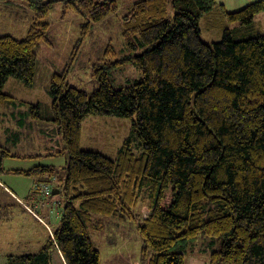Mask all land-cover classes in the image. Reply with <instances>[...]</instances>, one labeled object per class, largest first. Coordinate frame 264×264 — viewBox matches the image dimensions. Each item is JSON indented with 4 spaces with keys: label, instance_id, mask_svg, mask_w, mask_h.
Returning a JSON list of instances; mask_svg holds the SVG:
<instances>
[{
    "label": "trees",
    "instance_id": "16d2710c",
    "mask_svg": "<svg viewBox=\"0 0 264 264\" xmlns=\"http://www.w3.org/2000/svg\"><path fill=\"white\" fill-rule=\"evenodd\" d=\"M58 1L85 17L84 36L94 21L119 9L118 0H28L35 16L26 36H0V106L16 99L3 91L10 77L35 84L37 47L49 41L46 19ZM169 2L176 7L172 17ZM215 4L136 0L122 16L128 54L112 59L113 46L106 48L93 73L100 81L94 91L71 86L68 68L54 73L53 119L64 144L36 156L65 157L62 223L39 250L10 253L6 264H53L57 247L63 264H100L89 229L102 231L104 222L93 214L134 220L143 264H186V251L199 235L220 242L212 264H264V34L237 39L224 27L221 40H204L200 17ZM262 11L264 0H256L221 13L245 26ZM129 62L137 65L140 79L114 88L109 74ZM109 113L131 119L139 155L131 137L115 158L81 148L86 116ZM31 115L43 118L40 104L31 103ZM59 169L41 163L11 171L34 176L36 194L40 183L51 187L59 179ZM147 191L148 216L139 221L134 210Z\"/></svg>",
    "mask_w": 264,
    "mask_h": 264
},
{
    "label": "rangeland",
    "instance_id": "374dc122",
    "mask_svg": "<svg viewBox=\"0 0 264 264\" xmlns=\"http://www.w3.org/2000/svg\"><path fill=\"white\" fill-rule=\"evenodd\" d=\"M11 1L5 7L0 5V36L10 34L24 38L30 25L34 23L35 11L27 6L28 4H23L26 0ZM134 1L136 0H118V11L107 15L104 20L94 21L90 33L85 36L82 32L85 17L78 16L72 10H66L63 1L54 2L52 11L46 19L51 23L48 32L49 41L43 40L37 47L35 84L32 86L10 77L3 86V91L16 99L14 102L0 106V165L4 168V171L0 172V179L8 182L12 190L27 203L31 202L26 196L31 190L34 176L13 173L11 169H28L41 163H55L61 169L58 172L59 179L52 183L53 187H57V184L61 186L66 175L61 156L53 159L36 156L41 152L46 153L47 149L52 147L62 148L64 144L59 126L53 119L55 115L50 91L51 77L54 73H61L68 68L67 79L71 86L74 85L88 92L94 91L100 81L93 73L96 65L103 62L101 60L105 56L106 48L109 45L113 46L116 56H112V59L128 54L123 40L122 16L132 8ZM254 1L256 0H214L216 4L212 9L201 14V37L208 42L221 40L224 27L230 28L232 36L237 39L255 37L258 32L264 34V11L256 14L252 23L245 26L238 21L228 22L221 13L223 9L230 12L239 10ZM27 2L28 0L25 3ZM168 5V16L172 17L176 7L170 2ZM64 11L66 13L62 16ZM77 46L76 52L72 54ZM140 75L137 65L129 62L113 70L109 77L113 87L120 89L140 79ZM31 103L40 104L43 118L37 119L31 115ZM82 125L81 148L83 149L100 150L110 158H115L124 140L131 137L133 151L137 155L142 152V147L132 135L133 123L129 117L115 113L91 114L86 116ZM3 150H10L13 154H4ZM18 153L30 156L16 157ZM1 195L0 256L10 253H34L45 244L49 237L48 231L56 229L62 223L60 205L64 196L61 192L47 197L51 201L49 205H45L42 200L31 199L34 204H38V207L31 209L26 206L46 226L43 228L30 216L27 209L13 199ZM150 200L147 191L134 210L136 220L141 221L143 217L148 216ZM21 203L25 204L24 201ZM93 218L104 222L102 231L89 229L94 245L101 252L100 264H143L140 251L143 239L134 220H120L103 214H93ZM218 249L220 242H214L210 236L199 235L195 243L186 251V264H212L211 253ZM52 254L53 264H63L60 254L55 249Z\"/></svg>",
    "mask_w": 264,
    "mask_h": 264
},
{
    "label": "crops",
    "instance_id": "0c3cea01",
    "mask_svg": "<svg viewBox=\"0 0 264 264\" xmlns=\"http://www.w3.org/2000/svg\"><path fill=\"white\" fill-rule=\"evenodd\" d=\"M10 0H0V5H3L4 7H5V5H8L9 3H11V2H9ZM26 2V1H25ZM23 3V4H28L27 6H30L29 5V3L27 2V3ZM14 4H17L16 2H13ZM18 5H20V4H18ZM31 8V7H30ZM63 16V15H62ZM54 158L56 157V156H53ZM53 157H50L51 159H53ZM62 157V156H61ZM63 158V161H64V163H62V165L63 164H65L66 163V161H65V157H62ZM54 165H56L55 163H53ZM52 163H50V165H53ZM57 166V165H56ZM35 179L34 180H32L31 181V190L29 191V193H28V195L26 196L27 198L26 199H29L31 202H29V203H27L23 198H20L13 190H12V188L9 186V184H8V182L6 183V182H4L3 180H1L0 179V191H1V194L5 197V198H11V199H13L14 201H16V202H18L23 208H25V209H27L26 208V206L27 207H29V208H31V209H34V208H32V207H38V204H34L33 203V201L31 200V199H33V200H42V202L43 203H45V205H49L50 203H51V201H49V199L47 198L48 196H46L44 193H41V191H39V192H37L36 194H32L34 191V189H33V187H34V183H35ZM57 189H59V191H60V187H59V185L57 184V187H53V185L51 186V194H54V193H57V192H59V191H57ZM52 192H54V193H52ZM0 194V195H1ZM1 195V196H2ZM32 195V196H31ZM42 197H45L44 199H42ZM18 199H22L24 202H25V205L23 204V203H21V202H19L18 201ZM27 211H28V213L30 214V216L34 219V220H36V222L37 223H39L41 226H42V228L45 226L43 223H42V221H40V220H38L37 219V217L29 210V209H27ZM60 213H61V211H60ZM51 223H53L52 221H51ZM51 226V225H50ZM46 227V226H45ZM47 229V228H46ZM47 231H48V229H47ZM52 231V230H51ZM51 231H48L49 232V235L51 236ZM59 254H60V252H59V250H58V247L55 249ZM8 255V254H7ZM7 255H5V256H0V264H6L7 263ZM60 256H61V258H63L62 257V254H60ZM64 261V260H63ZM65 264V263H64Z\"/></svg>",
    "mask_w": 264,
    "mask_h": 264
},
{
    "label": "built area",
    "instance_id": "2783aa9c",
    "mask_svg": "<svg viewBox=\"0 0 264 264\" xmlns=\"http://www.w3.org/2000/svg\"><path fill=\"white\" fill-rule=\"evenodd\" d=\"M38 188L41 193H44L45 195H49L51 193V187L44 182L40 183V186H36V189ZM18 201L23 202L22 199H18ZM25 205V204H24Z\"/></svg>",
    "mask_w": 264,
    "mask_h": 264
},
{
    "label": "water",
    "instance_id": "95a60500",
    "mask_svg": "<svg viewBox=\"0 0 264 264\" xmlns=\"http://www.w3.org/2000/svg\"><path fill=\"white\" fill-rule=\"evenodd\" d=\"M57 191H59V189H57ZM52 193H54V192H52Z\"/></svg>",
    "mask_w": 264,
    "mask_h": 264
},
{
    "label": "bare ground",
    "instance_id": "6f19581e",
    "mask_svg": "<svg viewBox=\"0 0 264 264\" xmlns=\"http://www.w3.org/2000/svg\"><path fill=\"white\" fill-rule=\"evenodd\" d=\"M49 197V196H48Z\"/></svg>",
    "mask_w": 264,
    "mask_h": 264
}]
</instances>
